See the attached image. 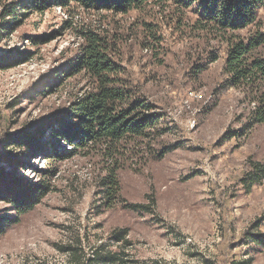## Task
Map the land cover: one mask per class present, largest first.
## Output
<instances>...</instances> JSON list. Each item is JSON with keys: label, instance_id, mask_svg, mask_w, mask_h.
<instances>
[{"label": "rangeland", "instance_id": "1", "mask_svg": "<svg viewBox=\"0 0 264 264\" xmlns=\"http://www.w3.org/2000/svg\"><path fill=\"white\" fill-rule=\"evenodd\" d=\"M29 1L0 0V56L31 53L25 62L0 69V152L24 160L23 149L4 146L8 137L42 130V140L54 146L52 117L85 86L79 75L60 76L80 40L63 28L68 12L58 1L43 12L23 7L16 19L4 15ZM196 6L150 0L126 13L68 7H74L77 24L101 23L117 37L114 60L124 69L121 75L160 116L153 136L122 150L116 171L124 203L148 208L141 213L118 202L102 204L98 183L107 162L98 149L60 161L25 160L17 172L33 181L40 175L36 169L55 166L57 172L41 203L0 236V264H70L69 245H77L83 258L99 246L119 251L124 242L112 238L114 231L125 232L130 243L124 247L127 264H264V247L244 242L245 233L264 232V177L250 190L239 182L251 162L264 165V124L244 130L253 105L243 89L221 88L231 33L200 29ZM257 31L264 34V8L254 24L234 33L248 40ZM34 38L44 39L35 45ZM213 54L216 60L208 62ZM253 56L264 57V44ZM200 63L205 69L196 74ZM0 211L15 215L2 201Z\"/></svg>", "mask_w": 264, "mask_h": 264}, {"label": "trees", "instance_id": "2", "mask_svg": "<svg viewBox=\"0 0 264 264\" xmlns=\"http://www.w3.org/2000/svg\"><path fill=\"white\" fill-rule=\"evenodd\" d=\"M58 1L60 7L68 12V19L63 28L73 30L80 42L77 52L60 73L65 78L79 75L85 80V86L76 93L66 111L54 117V127L49 133L55 145H48L42 140L43 131L38 133H17L8 137L4 146H17L23 149L25 160L40 157L46 161H60L77 154L87 148L98 149L107 165L105 174L99 180L100 199L106 207H112L115 202L122 207L143 213L147 206L143 204L124 203L121 197V187L117 168L120 155L129 142L138 139L145 141L153 136L152 128L159 121V114L151 112L154 108L141 95L140 88L132 81L123 77L124 69L115 62L114 55L118 47L117 37L103 25L90 22L77 24L74 20V7L77 4L85 10H109L115 13H126L129 9L139 8L150 0H30L28 4L11 6L4 15L15 16L17 9L28 8L43 12ZM160 2L162 0H154ZM181 9L190 8L196 4L198 13L197 24L200 29H214L223 33L230 32L226 37V57L222 89L228 87L241 88L245 91L252 109L247 115L244 130L255 124H264V57L253 56L254 50L264 44V34L259 31L248 40L242 39L235 31L245 29L256 22L259 10L264 8V0H173ZM77 9V7L75 6ZM195 8V7H194ZM70 10V12H69ZM24 13H21L23 15ZM14 22H17L16 20ZM44 38L32 39L33 44H39ZM31 53L28 51H8L0 56V69H8L25 62ZM212 55L208 62L216 60ZM195 73L205 69L204 64L196 66ZM63 79H60V84ZM46 87L43 92L47 90ZM54 90V89H53ZM237 135L233 133L232 136ZM51 144V142H50ZM170 147L164 148L159 156L165 154ZM123 150V151H122ZM18 154L0 152V162L9 165V169L0 165V201L8 204L15 215L0 211V236L6 228L20 220V216L31 211L52 190L51 180L56 175L57 168L36 169L40 173L38 180L25 178L17 169L27 165ZM264 177V165L251 162L249 168L239 178L240 184L247 190L259 184ZM112 238L116 242L123 241L119 251H105L104 246L97 247L91 257L83 258V251L78 246L69 245L65 251L70 258V264H127L125 257L126 233L114 231ZM252 241L255 245L264 247L263 233H245L244 242ZM231 264H243L232 261Z\"/></svg>", "mask_w": 264, "mask_h": 264}]
</instances>
